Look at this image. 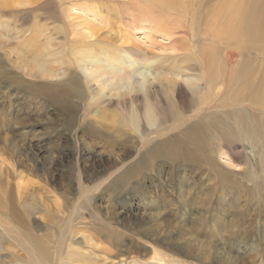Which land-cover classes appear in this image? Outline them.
I'll return each instance as SVG.
<instances>
[{
	"label": "rangeland",
	"instance_id": "rangeland-1",
	"mask_svg": "<svg viewBox=\"0 0 264 264\" xmlns=\"http://www.w3.org/2000/svg\"><path fill=\"white\" fill-rule=\"evenodd\" d=\"M6 1L14 0H0V6ZM219 1L195 0L197 12L190 7L189 15L200 28L185 42L180 34L171 38L182 42L179 53L170 51L167 41L160 38L162 48L156 50L147 43L141 49H146V54L153 50L163 55L169 50L171 55H186L188 67L205 72L213 62L211 57L200 58V52H214L224 76L235 73L236 84L244 80L246 68L255 67L259 72L245 77V85L257 83L255 94L263 95L252 101L247 89L238 96L231 84L229 90L222 88L218 93L214 108L199 111L205 116L202 127L199 124L192 132L187 125L185 130L167 132L144 144L130 127L120 126L112 106L101 104L96 96L88 102L90 92L81 78L79 83L70 77L29 78L15 66L9 55L15 39L24 35L31 43L45 44V24L51 22L46 19L58 14V8L46 0H32L30 7H37L34 14L16 18L13 9H2L0 36L7 40L0 49V231L5 230L4 214L14 225L11 214L20 212L24 217L26 209L33 206L36 212L34 217H25L26 224L28 221V229L49 249L68 220L67 211L81 206L87 210L70 228L73 234L79 233L76 239L86 243L85 250L97 263L124 261L121 253L140 247L145 262L165 264L153 257L155 237L150 228L154 220L167 216L174 224L168 232L173 233L168 243L164 240L157 248L183 264H264V83H258L264 66V43L259 41L264 33H258L254 41L245 38L244 45L236 43L240 50L235 51L237 56L230 65L233 71L225 72V54L235 44L202 30ZM262 6L264 18V2ZM107 13L111 19L95 21L96 26L105 21L97 40L117 45L112 30H130L134 38H142L133 34L132 21H119ZM249 42L259 46L258 53L250 50ZM25 55L30 53L25 51ZM48 68L60 75L63 70L74 73L64 64ZM228 94L232 96L229 100ZM235 104L252 109L244 106L251 128L247 135L243 124L229 116L237 113L231 108ZM233 132L238 133L237 140L224 141V136ZM4 234H0L6 241L3 246L9 250L2 254L4 260H12L13 255L23 257Z\"/></svg>",
	"mask_w": 264,
	"mask_h": 264
},
{
	"label": "bare ground",
	"instance_id": "bare-ground-1",
	"mask_svg": "<svg viewBox=\"0 0 264 264\" xmlns=\"http://www.w3.org/2000/svg\"><path fill=\"white\" fill-rule=\"evenodd\" d=\"M31 1L14 0L6 1L3 4L4 1L0 6V13L1 15L5 14V10L8 11L11 8L13 9L11 14L15 18L18 17V14L28 15L37 9L36 6L30 7ZM46 1L50 6L53 5L58 8V14L46 19V21L51 20V22L45 24L47 27L43 33L45 44L31 43L25 39L24 35L16 38L14 48H9V55L14 57L15 66L29 78H35L39 75L41 78L60 77V80H64L70 77L76 82L81 78L90 92L88 102L94 100L96 96L101 104L112 106V113L118 116L117 122L120 126L130 127L132 132H136L141 144L152 142L156 137H162L167 132L185 130L187 125L191 131L199 124L202 127L205 116L199 111L208 110L209 106L214 108L218 93L222 88L224 92L229 90L231 84L235 86L238 96L242 95L244 89H247L252 96V101H256V96L261 97L263 95L262 92L255 94L257 83L245 85V77H254V74L259 72V69L257 70L255 67L253 69L244 67L246 68L244 80L238 81L236 84L235 73L230 75V72V76H224V69L213 57L214 52H200V58L211 57L213 62L206 66L208 72H205L195 69L194 66L188 67L190 63H188L189 57L186 55H171L172 53L168 54L169 50L163 55L162 53L161 55L157 54L158 52L153 53L156 52L153 50H149L148 52L151 53L146 54V49H141L147 43H151V46L155 47L156 50L162 48L164 45L159 41L160 38L167 41L166 47L170 51H181V48L178 49V44L185 42L190 34L200 28L197 26L199 22L196 24V21H192V16L189 15L190 7H193L197 12L198 6L195 4V0H85L92 3L83 4L73 3L77 0ZM263 2L264 0H220L215 5L205 26L202 27V30L207 29L208 32L214 33L217 38L235 44V48L229 49L225 54L226 65L223 64L225 72L230 69L233 71L230 65L237 56L235 51L240 50L236 43L244 45L245 38L254 41L258 33H264ZM20 7L23 9L18 10ZM2 9L5 10L2 11ZM106 10L109 11L111 17L119 19V21H132L134 26L130 25V27L133 34H139L142 36V38L138 37L139 40L146 41L140 43L136 36L135 38L132 36L130 30H127L128 33L111 31L117 35L118 44H114L115 46L97 40L96 34L101 28L100 25L105 21L98 24L99 26L95 25V21L97 20L99 23L105 18L107 20L110 16L108 13L106 15ZM195 14L197 15V13ZM108 21L110 22V20ZM114 23L113 25H115ZM111 27L106 29H111ZM177 34L184 38L182 42L171 39ZM2 36H0V49L6 44L4 40H7ZM43 36L40 35L42 38ZM106 38L111 37L107 36ZM260 43H264V39L260 40ZM249 45L251 51L259 52V46L250 42ZM25 51L30 53L28 57L25 55ZM190 56H193L191 52ZM170 61L172 63H168ZM63 64L67 67L71 66L74 73L67 74L63 70L60 75L59 72L55 73L51 68H48L51 65L62 66ZM261 66L262 64L259 63V67ZM260 72L258 83H264V66ZM139 80L141 81L139 82ZM203 87L207 88L208 91L202 92ZM211 91H214L213 98H211ZM231 98L232 96L228 94L227 100ZM244 106L235 104L231 108L237 113L241 112V114L236 113L229 116L233 117L238 124H243L242 129L247 135L251 132V128L247 122L248 118L244 114L248 112ZM201 107L205 109H200ZM189 110L192 111L191 114ZM250 110L252 109L250 108ZM132 134L135 135V133ZM237 136L238 133L233 132L230 137L224 136V141H236ZM129 170L134 173L132 168ZM79 195L83 197L82 193ZM84 210L87 209L77 206L67 211L68 220L66 223L63 221L65 225L63 224V228L59 229V236H57L56 242L52 243V248L49 249L44 247L39 238L28 229V221L26 224L25 217L32 215L34 217L35 207L29 206L26 211L24 210L26 214L24 217L21 215L23 213L13 212L11 219L15 222L14 225L7 222L10 218L4 214L5 230L0 231V234L1 232L5 233L8 241L22 251L23 257L13 255L12 260L5 261L3 257L5 254H2H9V250L3 246V243H6L5 238L2 239L0 236V264H100L91 258L92 256L85 250L86 243L76 239L75 236L79 233L73 234L72 228H70L71 224L74 225L73 222L82 218ZM32 221L33 226L37 227L38 223L34 219ZM136 225L140 224L136 223ZM173 225L167 216L159 217L151 223V236L155 237L152 239L155 244V246L153 245V257L165 264H183L157 248L161 246L164 240V242H169L173 232H168V229L172 228ZM159 239L160 241H158ZM134 249L126 250L120 254V258L124 261L119 260L117 263L109 262V264H149L142 258L140 251L142 249L140 247ZM222 264H226V261Z\"/></svg>",
	"mask_w": 264,
	"mask_h": 264
}]
</instances>
